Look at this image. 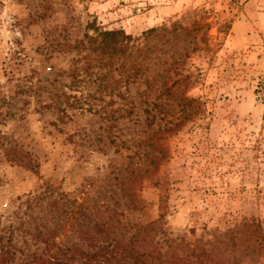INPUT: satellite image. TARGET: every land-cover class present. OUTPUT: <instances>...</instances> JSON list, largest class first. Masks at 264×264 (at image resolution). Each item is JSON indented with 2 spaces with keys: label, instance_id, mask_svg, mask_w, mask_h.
<instances>
[{
  "label": "rangeland",
  "instance_id": "obj_1",
  "mask_svg": "<svg viewBox=\"0 0 264 264\" xmlns=\"http://www.w3.org/2000/svg\"><path fill=\"white\" fill-rule=\"evenodd\" d=\"M54 257L264 264V0H0V264Z\"/></svg>",
  "mask_w": 264,
  "mask_h": 264
},
{
  "label": "trees",
  "instance_id": "obj_2",
  "mask_svg": "<svg viewBox=\"0 0 264 264\" xmlns=\"http://www.w3.org/2000/svg\"><path fill=\"white\" fill-rule=\"evenodd\" d=\"M88 29L94 32L93 36H90L89 34H87L86 36L88 38L87 43L89 44L88 49L90 53L96 55L98 58H103V57L108 58L110 60L108 65H112V61H114L115 59L125 60L126 58L132 56L133 49L135 48V42L137 41V39L133 38L131 35H127L125 31L123 30L107 31L95 27L94 25L88 26ZM163 31L164 30H162L161 32ZM157 32L158 30L152 29L149 30L147 33H145V35L146 37H149L150 35L155 34ZM136 75H138V73H133L126 76V82L127 83L128 81L130 82L131 78L136 77ZM181 82H183V79L182 80L178 79L177 81L174 82V84H180ZM170 93H172V88H164L158 98L162 99L163 96ZM159 106H161V104L156 103L154 105V108H157ZM151 114L152 113L149 112L148 118L146 119L148 121V127H152L156 122L155 120L157 119L156 114L152 116ZM95 226L100 230L101 233L109 235V233L106 232V230H104L100 225L95 224ZM90 238H91V243L89 245L95 247L96 246L95 239L92 236H90ZM122 246L123 244L121 243V241L113 239L110 243L101 246L94 253H90V252L85 253L82 249L78 248L77 246H76V250L74 251L80 252V254L84 257H87L89 261L92 260L98 261L99 257L105 256L107 252L113 253L114 256V253L117 251V249L121 248ZM67 252L70 253L73 252V250L71 248H68ZM130 252L131 254H134L132 251ZM137 258L139 259V257ZM179 261H182V259H180ZM40 264H74V263L72 260H63L54 257Z\"/></svg>",
  "mask_w": 264,
  "mask_h": 264
},
{
  "label": "crops",
  "instance_id": "obj_3",
  "mask_svg": "<svg viewBox=\"0 0 264 264\" xmlns=\"http://www.w3.org/2000/svg\"><path fill=\"white\" fill-rule=\"evenodd\" d=\"M252 2L254 1L246 3L245 15L233 25L232 32L234 33L235 39L244 40L246 41L245 43L248 42V29L253 28V25L256 24L254 21H252L255 20V18L252 17V12H250L252 16L248 13V6H250V4L252 5ZM256 16L257 15H255V17Z\"/></svg>",
  "mask_w": 264,
  "mask_h": 264
}]
</instances>
